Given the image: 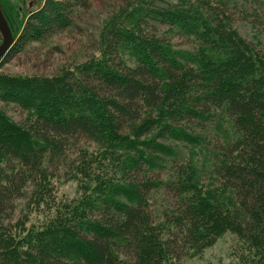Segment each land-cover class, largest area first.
<instances>
[{
    "label": "trees",
    "instance_id": "obj_1",
    "mask_svg": "<svg viewBox=\"0 0 264 264\" xmlns=\"http://www.w3.org/2000/svg\"><path fill=\"white\" fill-rule=\"evenodd\" d=\"M128 1L105 23L101 59L49 77L0 74V104L26 113L16 122L0 106V264H173L227 231L245 234L264 264V51L236 29L248 14L264 26V0ZM0 5L15 40L6 58L67 27L74 7L46 0L21 24ZM217 113L236 132L219 168L238 182L245 226L238 201L212 200L193 164L165 170L167 141L192 143L185 124ZM105 158L119 161V180L100 172ZM59 179L84 184L92 201L84 194L69 216L28 230Z\"/></svg>",
    "mask_w": 264,
    "mask_h": 264
},
{
    "label": "rangeland",
    "instance_id": "obj_2",
    "mask_svg": "<svg viewBox=\"0 0 264 264\" xmlns=\"http://www.w3.org/2000/svg\"><path fill=\"white\" fill-rule=\"evenodd\" d=\"M80 1H85L88 6L87 8L79 7L76 5V1L71 0L74 6L73 9H70L72 21L67 27L53 32L52 36L40 38L36 42H29L22 50L19 48L15 50L13 56L6 58L5 54L0 59V74L49 77L65 70L77 71L80 66L104 57L101 40L103 29L110 20L116 17L120 8L126 7L128 0ZM237 1L240 4L243 0ZM3 2L10 10L11 17L18 23L24 24L33 14L44 7L46 0H3ZM51 7L56 8V4ZM248 16L245 20L236 23V29L245 39L264 51V26H257L250 19L249 14ZM243 18L241 16V19ZM173 42L176 45L187 47L185 39L175 37ZM0 106L14 121L23 122L25 120L26 113L20 108L4 104H0ZM210 117L206 120L198 119L185 124L186 132L191 133L195 138L192 143L174 139L167 141L166 145L170 147L171 153L168 156L170 163L165 170L172 166L171 161L173 160L176 161L175 163H184L185 166H188L187 168L190 167L189 164H193L197 169L199 184L206 189V193L212 200L220 201L226 206L230 204L228 196L234 197L238 201L236 202V207L239 208L237 217L239 222L245 226L248 219L238 196L240 191L238 182L236 178L225 175L224 169L219 168L220 158L218 156L221 155L224 146L236 139V132L228 116L217 113L215 117ZM86 147L90 152L97 151L95 145L88 144ZM99 161L100 172L102 171L117 180L120 179L119 161L116 159L111 161L109 158ZM0 168H7L5 160L1 158ZM165 170L156 169L155 177L165 173ZM83 186L84 184L76 180L59 179L50 182L41 204L31 207L27 229L37 231L47 225H54V221L69 216L72 213L71 207L75 205L73 210L78 207L77 201L89 191ZM85 196L88 198L87 202L92 201V194ZM152 201L157 204L158 216H160L162 209L167 206L165 201L167 204L168 200L157 190L152 194ZM229 207L233 209L232 207L235 206L230 205ZM244 235L240 236L227 231L220 235L212 245L197 253H191L182 261H173V264H259L258 262L263 259L259 258L258 252L251 247L249 239L244 238Z\"/></svg>",
    "mask_w": 264,
    "mask_h": 264
},
{
    "label": "water",
    "instance_id": "obj_3",
    "mask_svg": "<svg viewBox=\"0 0 264 264\" xmlns=\"http://www.w3.org/2000/svg\"><path fill=\"white\" fill-rule=\"evenodd\" d=\"M0 33L2 35V43L0 45V59H1L15 42L13 33L4 16L1 5H0Z\"/></svg>",
    "mask_w": 264,
    "mask_h": 264
}]
</instances>
